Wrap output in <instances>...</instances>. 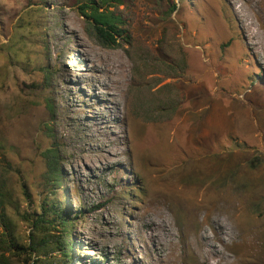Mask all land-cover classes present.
Masks as SVG:
<instances>
[{"label": "rangeland", "instance_id": "obj_1", "mask_svg": "<svg viewBox=\"0 0 264 264\" xmlns=\"http://www.w3.org/2000/svg\"><path fill=\"white\" fill-rule=\"evenodd\" d=\"M88 1L0 0V181L20 243L23 216L58 191L76 217L72 264H264V66L230 4L111 3L124 37L106 48ZM114 56L120 91L104 88ZM54 146L59 190L42 157ZM164 222L173 236L155 238Z\"/></svg>", "mask_w": 264, "mask_h": 264}, {"label": "trees", "instance_id": "obj_2", "mask_svg": "<svg viewBox=\"0 0 264 264\" xmlns=\"http://www.w3.org/2000/svg\"><path fill=\"white\" fill-rule=\"evenodd\" d=\"M121 0H89L81 7L82 16L87 21V30L99 44L106 48L120 45L119 39L124 30L121 18L107 9L111 3H121ZM113 7V6H111ZM177 6L174 4L169 14H174ZM49 110L54 115L53 106L48 103ZM0 147H3L0 145ZM3 149V148H2ZM47 166L45 179L59 190L65 180L62 168L63 159L57 146L42 152ZM7 163V162H6ZM10 192L3 181H0V264H18L16 259H24L20 264L30 262L32 264H72L75 259L73 242V225L76 217L72 218L67 212L60 192H56L44 202L40 213H29L23 216L32 229L29 235V243H20L14 230V223L8 214V206L11 203ZM77 215H84V207H80ZM55 232H58L56 234ZM62 253V259L52 258L53 253ZM45 257L46 259H42ZM52 258V259H51Z\"/></svg>", "mask_w": 264, "mask_h": 264}, {"label": "bare ground", "instance_id": "obj_3", "mask_svg": "<svg viewBox=\"0 0 264 264\" xmlns=\"http://www.w3.org/2000/svg\"><path fill=\"white\" fill-rule=\"evenodd\" d=\"M227 2L230 4L232 11L234 13V16L237 18L238 23L240 25V28L243 31V34H245L246 40L249 42L248 44L250 45L249 46L250 49L253 52H255L256 55L260 56L259 59H261L263 66H264V42H263L264 40L261 38L259 32L255 31V27L257 26V23L260 27L264 26V0H227ZM100 60H101V62H100L101 65L104 67L105 71L108 72V74H109L108 79L113 77L109 83L110 85L108 83H104V88L105 87L106 88H113V89H117L118 91H120L122 86L126 83V80L128 77L127 70H126V67H127L126 62L120 56H114L111 58L107 57V58H103ZM102 66L97 65L96 67H102ZM104 69H102V70H104ZM93 71L90 70V73ZM88 86H89V89L93 88V84H91V83ZM108 94L105 95V97H106L105 100H110L109 99L110 95H108ZM116 97H118L117 94L114 95L115 99H116ZM218 207H220V206H218ZM218 207L213 208V210L218 208ZM208 215H209V213H207L206 217H204V219H203L204 221H206V218L208 217ZM161 216H163V215L161 214ZM214 216H215V214H214ZM197 217H199V216H197ZM150 226L152 227L151 231L154 234L155 238H158L155 234V231H157L158 229L160 230V233L163 232L165 235L167 234V236H171V237L173 236V233L170 231L171 226L168 225L166 222H164V224H161V225H157L156 223H152ZM161 236H162V234H161ZM160 240H162V239H160ZM206 243H208V242H206Z\"/></svg>", "mask_w": 264, "mask_h": 264}]
</instances>
